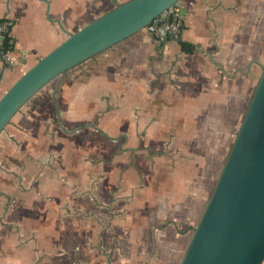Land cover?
<instances>
[{
    "label": "crops",
    "instance_id": "0c3cea01",
    "mask_svg": "<svg viewBox=\"0 0 264 264\" xmlns=\"http://www.w3.org/2000/svg\"><path fill=\"white\" fill-rule=\"evenodd\" d=\"M127 0H0L21 65ZM55 78L0 134V264H180L264 64V0H181ZM180 42L191 44L184 51Z\"/></svg>",
    "mask_w": 264,
    "mask_h": 264
},
{
    "label": "water",
    "instance_id": "95a60500",
    "mask_svg": "<svg viewBox=\"0 0 264 264\" xmlns=\"http://www.w3.org/2000/svg\"><path fill=\"white\" fill-rule=\"evenodd\" d=\"M181 0H127L41 57L0 97V134L45 85L145 28ZM180 264H264V64Z\"/></svg>",
    "mask_w": 264,
    "mask_h": 264
},
{
    "label": "built area",
    "instance_id": "2783aa9c",
    "mask_svg": "<svg viewBox=\"0 0 264 264\" xmlns=\"http://www.w3.org/2000/svg\"><path fill=\"white\" fill-rule=\"evenodd\" d=\"M183 25L182 15L179 7L173 6L163 13L153 18L145 27L146 31L153 36L164 39L167 37L178 38ZM11 22L9 20H0V53L4 62L8 65H21L12 53V48L4 47V38L7 36Z\"/></svg>",
    "mask_w": 264,
    "mask_h": 264
},
{
    "label": "rangeland",
    "instance_id": "374dc122",
    "mask_svg": "<svg viewBox=\"0 0 264 264\" xmlns=\"http://www.w3.org/2000/svg\"><path fill=\"white\" fill-rule=\"evenodd\" d=\"M21 63V62H20ZM248 103H249V101H248ZM248 105V104H247ZM232 144V143H231ZM230 149V148H229ZM228 154V153H227ZM227 154L225 155V157L223 158V160H222V162L220 163H214V168H215V176H214V181H213V186H214V184H215V182H216V179H217V177H218V174H219V172H220V170H221V168H222V166H223V163H224V161H225V158H226V156H227ZM212 189H213V187H211V189H210V191H209V193L207 194V196H206V201H207V199L209 198V196H210V194H211V192H212ZM205 201V202H206Z\"/></svg>",
    "mask_w": 264,
    "mask_h": 264
},
{
    "label": "trees",
    "instance_id": "16d2710c",
    "mask_svg": "<svg viewBox=\"0 0 264 264\" xmlns=\"http://www.w3.org/2000/svg\"><path fill=\"white\" fill-rule=\"evenodd\" d=\"M180 44L184 51H191V47H189L191 44H188L186 42H180ZM4 47L12 48L11 44L9 43V38L7 36H5L4 38Z\"/></svg>",
    "mask_w": 264,
    "mask_h": 264
}]
</instances>
